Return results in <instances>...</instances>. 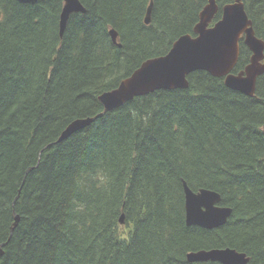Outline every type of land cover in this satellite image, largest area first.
Here are the masks:
<instances>
[{
	"label": "trees",
	"instance_id": "1",
	"mask_svg": "<svg viewBox=\"0 0 264 264\" xmlns=\"http://www.w3.org/2000/svg\"><path fill=\"white\" fill-rule=\"evenodd\" d=\"M80 1L61 37L65 0H0V264H221L187 259L214 248L264 264V74L248 97L197 71L189 88L136 97L58 142L144 61L196 36L208 4ZM235 1L216 0L210 26ZM241 1L264 41V0ZM251 55L242 37L233 72ZM184 183L218 192L226 224L188 226Z\"/></svg>",
	"mask_w": 264,
	"mask_h": 264
},
{
	"label": "water",
	"instance_id": "2",
	"mask_svg": "<svg viewBox=\"0 0 264 264\" xmlns=\"http://www.w3.org/2000/svg\"><path fill=\"white\" fill-rule=\"evenodd\" d=\"M24 4H35L38 0H17ZM208 4L200 13L198 24L194 28L196 36H181L164 56L148 59L117 88L103 93L99 100L104 111L93 117L72 121L61 133L58 142L92 124L106 112L120 108L136 97L158 90H176L189 88L188 76L197 71H205L216 78H223L225 85L248 97H254L257 81L264 74V41L255 32L253 21L249 18L241 0L223 7L222 18L210 26L219 11L216 0H207ZM153 2L151 1L145 16V24L151 23ZM86 8L80 0H65L60 14V36L62 37L70 16L85 13ZM112 41L118 44V33L110 31ZM251 51L250 63L239 73H234L239 56L240 40ZM121 47V44H118ZM186 223L188 226L212 230L226 224L232 209L221 206V195L213 190L200 189L195 192L184 183ZM19 223L16 216L11 229ZM124 223V216L121 218ZM0 245V256L4 254ZM189 262H218L221 264H248L250 258L232 248H214L188 253Z\"/></svg>",
	"mask_w": 264,
	"mask_h": 264
}]
</instances>
